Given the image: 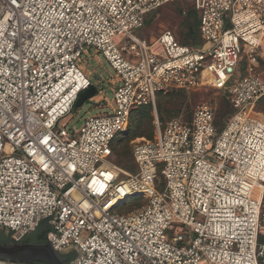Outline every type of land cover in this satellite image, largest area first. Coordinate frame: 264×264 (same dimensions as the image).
Returning a JSON list of instances; mask_svg holds the SVG:
<instances>
[{"label":"built area","instance_id":"obj_1","mask_svg":"<svg viewBox=\"0 0 264 264\" xmlns=\"http://www.w3.org/2000/svg\"><path fill=\"white\" fill-rule=\"evenodd\" d=\"M174 1L0 0V233L11 242L47 221L65 264H264V118L254 110L264 98L255 71L264 0H187L199 14L197 48L167 29L148 43L132 34ZM89 51L114 72L112 97L96 85L90 102L107 113L71 134L58 123L94 86L77 66ZM241 54L246 74L228 88L234 112L222 129L207 104L189 122L160 124L158 93L193 90L206 67L234 77ZM140 107L155 112L154 138L133 144L136 170L123 175L112 142ZM134 198L147 204L117 213Z\"/></svg>","mask_w":264,"mask_h":264},{"label":"rangeland","instance_id":"obj_2","mask_svg":"<svg viewBox=\"0 0 264 264\" xmlns=\"http://www.w3.org/2000/svg\"><path fill=\"white\" fill-rule=\"evenodd\" d=\"M198 12L193 8V2L187 0H175L159 9L148 13L144 18L143 26L132 32L139 39L153 42L164 30L172 31L180 43L197 48L202 45L198 29ZM228 28V26L226 27ZM126 37L115 40L117 45H123ZM264 50V46H262ZM257 50V56L260 55ZM240 63L234 70V77L220 76L213 69L206 67L201 73L200 84L193 90H168L156 95V116L162 126L173 120L189 122L195 109L203 104L210 105L215 110V125L218 130L222 129L233 114V109L228 100V88L238 78L246 74L248 66L247 55L241 54ZM258 66L255 71L264 79V51L261 57L256 58ZM77 66L85 71L88 80L94 86L100 84L107 101L111 100L112 86L108 83L114 79V72L100 54L89 51L77 63ZM96 76H99L98 79ZM106 103L100 106L91 103H83L81 106L73 107L71 113L59 121V126H66V129L73 134L80 128V123L89 116L107 113L99 109L105 107ZM254 110L264 118V98L260 100ZM155 112L150 107H140L133 111L128 130L118 135L112 142L111 162L120 170L126 173H133L136 165L132 157V146L136 142L152 140L154 138ZM161 166H158L157 180L155 187L162 192L165 187V180L160 174ZM120 178H124L123 175ZM147 201L140 198L133 200L120 207L119 214H127L145 206ZM171 237L172 233H167ZM260 241L264 244V225L261 229ZM263 264V259L259 260Z\"/></svg>","mask_w":264,"mask_h":264},{"label":"water","instance_id":"obj_3","mask_svg":"<svg viewBox=\"0 0 264 264\" xmlns=\"http://www.w3.org/2000/svg\"><path fill=\"white\" fill-rule=\"evenodd\" d=\"M96 77L99 79V76ZM95 94L96 88L95 86H91L78 96L75 106H81L85 102L92 103L90 99L93 98ZM65 253L68 254V252L59 254L54 251L46 237L44 242L37 244L21 242L0 244V260L16 264H65V260L62 258Z\"/></svg>","mask_w":264,"mask_h":264},{"label":"trees","instance_id":"obj_4","mask_svg":"<svg viewBox=\"0 0 264 264\" xmlns=\"http://www.w3.org/2000/svg\"><path fill=\"white\" fill-rule=\"evenodd\" d=\"M262 100V99H261ZM263 225L260 227L259 230V235H258V241H260V234H261V229H262ZM51 231V228L48 224L47 221H42L40 222V224L38 225V227L30 234H28L22 241L27 240H33V242H37V243H42L45 240L46 235ZM35 239H32V237ZM11 242L10 237L5 235L4 233H0V244H6Z\"/></svg>","mask_w":264,"mask_h":264},{"label":"flooded vegetation","instance_id":"obj_5","mask_svg":"<svg viewBox=\"0 0 264 264\" xmlns=\"http://www.w3.org/2000/svg\"><path fill=\"white\" fill-rule=\"evenodd\" d=\"M32 239H35V236L34 238L32 237ZM21 243H34V244H37V242H33V240H30V241H27V240H24V241H21ZM63 260H65V262L69 261L71 258H70V255L69 254H63ZM34 264H43V263H34Z\"/></svg>","mask_w":264,"mask_h":264},{"label":"bare ground","instance_id":"obj_6","mask_svg":"<svg viewBox=\"0 0 264 264\" xmlns=\"http://www.w3.org/2000/svg\"><path fill=\"white\" fill-rule=\"evenodd\" d=\"M121 173H122L123 175H127V174H128V173H126V172H123V171H122Z\"/></svg>","mask_w":264,"mask_h":264},{"label":"crops","instance_id":"obj_7","mask_svg":"<svg viewBox=\"0 0 264 264\" xmlns=\"http://www.w3.org/2000/svg\"><path fill=\"white\" fill-rule=\"evenodd\" d=\"M100 78V77H99Z\"/></svg>","mask_w":264,"mask_h":264}]
</instances>
